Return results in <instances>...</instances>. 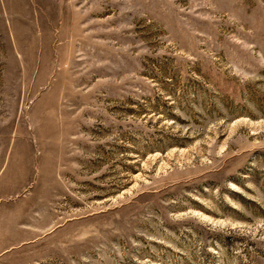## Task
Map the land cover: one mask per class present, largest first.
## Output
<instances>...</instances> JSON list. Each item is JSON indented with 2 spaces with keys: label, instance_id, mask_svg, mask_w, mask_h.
<instances>
[{
  "label": "rangeland",
  "instance_id": "obj_1",
  "mask_svg": "<svg viewBox=\"0 0 264 264\" xmlns=\"http://www.w3.org/2000/svg\"><path fill=\"white\" fill-rule=\"evenodd\" d=\"M0 264H264V0H0Z\"/></svg>",
  "mask_w": 264,
  "mask_h": 264
}]
</instances>
